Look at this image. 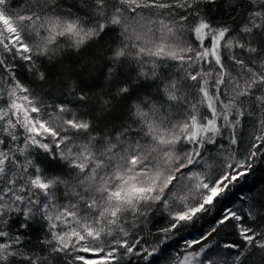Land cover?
<instances>
[{"label": "snow or ice", "instance_id": "6c2138e0", "mask_svg": "<svg viewBox=\"0 0 264 264\" xmlns=\"http://www.w3.org/2000/svg\"><path fill=\"white\" fill-rule=\"evenodd\" d=\"M264 0H0V264H264Z\"/></svg>", "mask_w": 264, "mask_h": 264}, {"label": "trees", "instance_id": "16d2710c", "mask_svg": "<svg viewBox=\"0 0 264 264\" xmlns=\"http://www.w3.org/2000/svg\"><path fill=\"white\" fill-rule=\"evenodd\" d=\"M255 179L264 180V170L257 169V172L255 174Z\"/></svg>", "mask_w": 264, "mask_h": 264}]
</instances>
